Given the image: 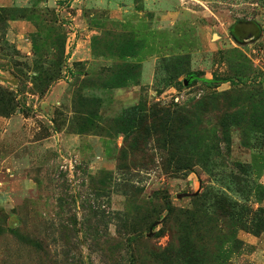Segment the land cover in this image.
Returning <instances> with one entry per match:
<instances>
[{"label":"rangeland","instance_id":"rangeland-1","mask_svg":"<svg viewBox=\"0 0 264 264\" xmlns=\"http://www.w3.org/2000/svg\"><path fill=\"white\" fill-rule=\"evenodd\" d=\"M0 91V264H264V0H0Z\"/></svg>","mask_w":264,"mask_h":264},{"label":"trees","instance_id":"trees-1","mask_svg":"<svg viewBox=\"0 0 264 264\" xmlns=\"http://www.w3.org/2000/svg\"><path fill=\"white\" fill-rule=\"evenodd\" d=\"M11 98L8 96V93L0 91V115H8L10 111L13 109L12 105L10 104ZM204 162H207L206 155H204ZM224 192H220V190H215L214 193L211 194H202V200L204 201L201 205L200 208L195 211L197 218L198 219H206L208 222H211L213 220V216H209L213 214V211L215 212L217 209L219 211H222V208H225V201H227L226 196H224ZM206 200L210 201V204L207 206V203L205 202ZM220 203L222 204V208L219 209ZM208 207H211L212 210L207 212ZM200 211V213H199ZM194 214V213H193ZM191 214V215H193ZM154 224V221L152 223H149L147 227H152ZM143 239L146 242L148 241L146 238L142 237L141 235L137 234L136 239Z\"/></svg>","mask_w":264,"mask_h":264},{"label":"crops","instance_id":"crops-1","mask_svg":"<svg viewBox=\"0 0 264 264\" xmlns=\"http://www.w3.org/2000/svg\"><path fill=\"white\" fill-rule=\"evenodd\" d=\"M19 23H21V22H19ZM22 24H23V27L25 28V27H27V24L25 23V22H22ZM20 28V27H19ZM2 164H3V161H0V168H1V166H2ZM264 240V239H263ZM263 244V245H262ZM261 246H259L257 249H256V252H254L253 253V255L255 256V258H257V259H259V257H260V253H262L263 251V249H264V242L262 241V243L260 244ZM261 260H262V256H261Z\"/></svg>","mask_w":264,"mask_h":264}]
</instances>
